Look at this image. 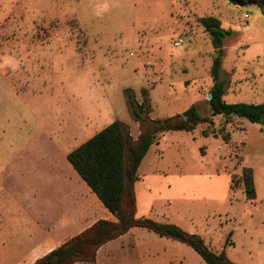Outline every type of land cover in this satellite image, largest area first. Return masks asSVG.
Segmentation results:
<instances>
[{
	"label": "rangeland",
	"instance_id": "1",
	"mask_svg": "<svg viewBox=\"0 0 264 264\" xmlns=\"http://www.w3.org/2000/svg\"><path fill=\"white\" fill-rule=\"evenodd\" d=\"M204 16L230 32L219 78L225 100L263 103L257 3L0 0V152L72 150L114 120L137 139L141 127L128 101L142 104L145 91L150 119L192 105L210 116L217 52L199 22ZM212 122L161 134L139 168L137 216L197 233L237 264H264V123L222 115ZM244 167L254 171V199L246 196ZM132 230L97 264H207L186 243Z\"/></svg>",
	"mask_w": 264,
	"mask_h": 264
},
{
	"label": "trees",
	"instance_id": "2",
	"mask_svg": "<svg viewBox=\"0 0 264 264\" xmlns=\"http://www.w3.org/2000/svg\"><path fill=\"white\" fill-rule=\"evenodd\" d=\"M235 1V0H231ZM237 1V0H236ZM257 3L264 13V0H244ZM217 52L212 65L213 87L210 90V116H203L196 105L184 112L163 120L149 118V97L143 93V102L136 105L128 101L134 118L139 122L141 133L133 139L120 120H114L104 129L73 149L67 156L82 179L98 196L115 220L100 219L93 225L53 249L34 264H95L98 250L134 227L149 229L160 236L172 238L190 245L207 264H237L224 251H214L197 233L184 230L168 221L137 216L135 184L140 180L139 168L151 147L165 131L194 132L199 124H212V117L245 118L252 123H264V102H227L225 86L219 80L225 40L230 32L222 27L216 16L199 18ZM207 132L206 130L204 131ZM242 181L248 199L256 196L254 171L251 167L242 170Z\"/></svg>",
	"mask_w": 264,
	"mask_h": 264
},
{
	"label": "crops",
	"instance_id": "3",
	"mask_svg": "<svg viewBox=\"0 0 264 264\" xmlns=\"http://www.w3.org/2000/svg\"><path fill=\"white\" fill-rule=\"evenodd\" d=\"M65 148L0 152V264H34L96 221L115 220L69 162L73 149Z\"/></svg>",
	"mask_w": 264,
	"mask_h": 264
},
{
	"label": "water",
	"instance_id": "4",
	"mask_svg": "<svg viewBox=\"0 0 264 264\" xmlns=\"http://www.w3.org/2000/svg\"><path fill=\"white\" fill-rule=\"evenodd\" d=\"M208 98L210 99L211 98V95H209Z\"/></svg>",
	"mask_w": 264,
	"mask_h": 264
}]
</instances>
